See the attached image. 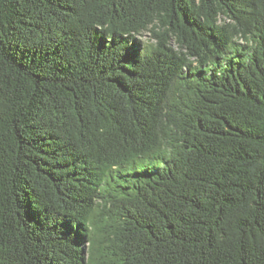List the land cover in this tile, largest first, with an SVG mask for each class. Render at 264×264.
Listing matches in <instances>:
<instances>
[{
    "label": "trees",
    "instance_id": "trees-1",
    "mask_svg": "<svg viewBox=\"0 0 264 264\" xmlns=\"http://www.w3.org/2000/svg\"><path fill=\"white\" fill-rule=\"evenodd\" d=\"M0 264H264V0H0Z\"/></svg>",
    "mask_w": 264,
    "mask_h": 264
},
{
    "label": "rangeland",
    "instance_id": "rangeland-1",
    "mask_svg": "<svg viewBox=\"0 0 264 264\" xmlns=\"http://www.w3.org/2000/svg\"><path fill=\"white\" fill-rule=\"evenodd\" d=\"M140 38L145 42H155V38H153L150 31H145L140 35Z\"/></svg>",
    "mask_w": 264,
    "mask_h": 264
}]
</instances>
